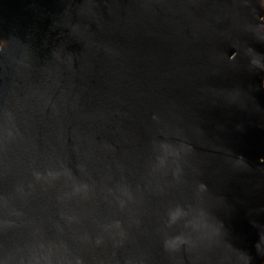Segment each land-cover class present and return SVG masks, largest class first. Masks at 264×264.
<instances>
[{"label": "water", "instance_id": "1", "mask_svg": "<svg viewBox=\"0 0 264 264\" xmlns=\"http://www.w3.org/2000/svg\"><path fill=\"white\" fill-rule=\"evenodd\" d=\"M0 264H264V0H0Z\"/></svg>", "mask_w": 264, "mask_h": 264}]
</instances>
